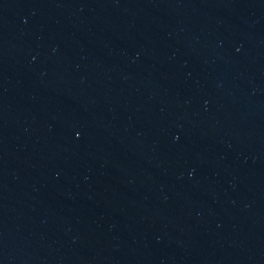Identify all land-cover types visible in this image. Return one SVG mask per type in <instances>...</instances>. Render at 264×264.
Here are the masks:
<instances>
[{
    "label": "water",
    "instance_id": "water-1",
    "mask_svg": "<svg viewBox=\"0 0 264 264\" xmlns=\"http://www.w3.org/2000/svg\"><path fill=\"white\" fill-rule=\"evenodd\" d=\"M0 264H264V0H0Z\"/></svg>",
    "mask_w": 264,
    "mask_h": 264
}]
</instances>
